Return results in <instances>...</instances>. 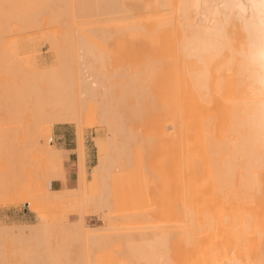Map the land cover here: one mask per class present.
I'll list each match as a JSON object with an SVG mask.
<instances>
[{"label": "bare ground", "instance_id": "1", "mask_svg": "<svg viewBox=\"0 0 264 264\" xmlns=\"http://www.w3.org/2000/svg\"><path fill=\"white\" fill-rule=\"evenodd\" d=\"M5 3L7 8L3 24L7 33L13 32L15 28L24 30L43 24L54 26L56 32L52 34V38L54 46L59 51V67L56 71L40 72V75H38L35 64H31V71H27L37 75H34L31 79L24 72V69L17 65L18 63L16 67H19L21 71L18 69V72H13L14 70L12 71L9 67V71L7 70L9 74H12V72L14 74H19V72L20 74H26L21 77L26 76L27 80L30 78L33 80V84L34 79H37L35 81L37 85L32 87V92H30L31 87L29 86L30 83L31 86L33 84L30 80L26 81L30 82L29 84L25 82L26 79L21 80L22 82L19 86L17 82L12 85V80L9 79L11 81L7 83L8 86L6 85L4 89L3 101L6 99L5 102H10H7L10 105H7L8 107L17 106L19 101L26 103V101L21 100V96H15L13 92L15 90L29 97L33 95L35 99L34 102L32 101L34 103L32 109L35 111L36 120L38 117V125L36 129L34 127L31 144L37 151L45 155L44 159L45 157L46 160L49 158L51 161L52 159H60L59 165H55V160L53 161L54 164L52 163L54 165L52 168L55 169L57 175L60 174L58 178L54 179V176H57L54 173V169L50 170L47 168L50 176L51 172L55 175L52 174L51 178L48 174L46 175L47 169L45 168L46 170L42 172L43 176H39L40 181L36 186L32 184V187L28 183L27 188L25 185L23 186L25 188L24 191L34 200L36 206L43 204L60 205L63 202V196L66 194L63 193V188L60 190L59 187H52L53 179L57 181L62 178V173L59 170L64 166V163H61V161H64L63 150L54 145H47L44 139H49L50 142L55 123L76 122V124H79L81 114L78 106H80L81 100L79 103L77 102L79 100L78 96L76 98L77 92L75 93V91L80 90L79 94L81 96L79 97H82V101L83 99L84 101L86 100L85 97L99 101L100 106L98 107H100L101 119L108 125V131H110L111 135H115L119 139L127 137V141L129 140L128 137L133 138L134 136L136 139L140 135L142 140L140 139V141H137L139 143H134V145L145 142L143 138H147L150 144L154 141L157 145V139L159 137H161L159 139H162L163 137L162 140H165L164 142L168 145L166 146L168 149L170 145L177 147L172 150V146H170L172 153H170L171 155L168 154L172 158L175 153H178L175 154L177 156V159L175 156V160L177 161L172 160L176 167L173 165L168 166L170 164L168 161L171 160L168 155H166V158L164 156V159L162 155L159 160L160 162L165 161L163 167L168 169L167 172L166 170L164 171L165 176L163 178L169 174L166 177V184H164H171V188L177 189V195L175 191H169L168 189L167 192H171L170 194H173V197L165 199L167 202L177 196L178 202L171 200L172 202L175 201L176 205H173L175 202L171 203L169 201L165 207L168 208L169 206L170 209H173V206L174 208L176 207V209L171 210L177 211V215L175 212H172V215L178 217V223L174 221L179 228L176 226L177 228L172 230L170 226L172 234L169 229L165 228L167 229L165 231H169V233L163 230L166 234H162L164 232L160 233L162 237L164 236L159 239L160 241L157 239L160 235L152 232L153 229L150 230L151 232L145 231L146 229L143 231V227L138 233L131 228L133 232L130 233L127 231L116 234L112 231L103 233L105 232L104 229L112 230V228L116 227L90 228L85 222V217L80 213L79 219L69 221L71 222L69 224H72L70 225L72 227L70 228L71 230L69 226L65 227L69 229V232L64 233L65 228L62 230L65 224H62L60 232L63 231L64 234H62L63 236L66 235L64 236L65 238L73 235V239L75 237L74 241H78L77 238L79 236L80 239L86 237L85 239L90 242L87 245L91 246V248L88 247L84 251L79 248L78 251L74 252L73 247V249L70 248L71 251L65 249L67 245L69 246L66 242L64 245L60 243V251L57 253V251L53 252L55 250L51 247L53 244L49 245L50 223L42 222L43 224L41 223V225L38 223L39 226L29 224L31 227L28 224L24 226L0 225V264L9 263L5 253L4 237L8 234L11 235L14 229L17 232H22L26 228L28 231L30 230V233L27 232L30 235L22 233L32 238L29 239L27 237L30 241L34 239L35 241L33 242L36 245L38 244L37 247L42 248V253L38 252V254H35L36 251L35 253H32L33 251L26 254L21 253L24 258L18 256L20 261L18 260L16 264H58L60 261L66 262V264H91L92 258L95 257L96 260L94 259V261L99 262V264H264V87H261L257 82L255 70L247 58L252 39L251 25L254 23L251 5L258 3V0H5ZM241 4L248 7L246 12L238 11V6ZM104 23H113L116 29L107 31V28L103 26ZM99 26L105 29H101ZM10 28L11 30L14 28V30L10 31ZM114 34L121 39L129 38L134 42V56H139L145 49L142 44L147 43L146 47L151 49L152 57L147 58L142 63H138L127 74L119 71L117 67L115 73L117 80L111 81V84L107 85L108 88L101 86L103 90H100L99 88L101 87L99 85L101 83L99 81L101 80L100 82L105 84L107 80L104 81L105 77H101L97 70L94 71L93 68L95 67L96 69L97 65H91L92 68L90 63L93 61L102 65L105 57L98 51L96 42L108 40ZM8 56H10V53ZM12 56L15 55L12 54ZM8 58L12 59L7 60V65H12L13 69H15L16 67L13 65L17 62L15 61L16 57ZM13 60L15 63H13ZM102 78L104 79L103 81ZM75 80H77L76 86L78 84L79 90L75 89L77 88L74 86ZM25 85H29V89ZM18 86L19 88L16 89L15 87ZM21 87L23 91H21ZM27 89L31 95L28 92L27 94L25 93ZM12 97L15 99L16 97L19 98L16 99L17 104L14 101L15 99L13 100L14 102L9 100ZM33 97L31 98L32 100ZM11 109L16 110V107ZM14 110L13 112H15ZM6 139L9 142L10 136L7 135ZM130 140L128 148L132 144V140ZM6 141L3 142L6 143L5 146H7ZM166 141H169V143L174 142L176 145H173V143L169 145ZM78 142L80 143H78L80 150L76 146L78 148L77 151L79 150V154L77 153L76 155L79 156L80 160L77 163L79 168L74 174L76 187L74 189L83 188L85 181L83 167L84 143L81 139ZM118 144L116 147V144L114 145V149L117 152H126L127 144L123 141ZM150 144L149 146L152 145ZM165 144L163 145L165 146ZM134 145L132 144V147H135ZM145 147L144 151H142L143 154H146L144 153ZM128 150L132 152V149ZM141 150H143L141 147L137 150L140 156L142 154ZM173 151L178 152L173 154ZM41 154L39 155L43 158ZM143 154L141 157L144 156ZM147 154L150 155V153ZM120 155L122 153L118 156L120 157ZM143 158L140 159L136 169H139V173L138 171L136 172L137 181L133 180L134 185L137 182L139 184L140 179L138 178L141 175H138L140 173L143 174L140 170L144 169V166H147L144 173L147 174L148 179V176L154 171L151 168L149 169V165ZM161 158L163 159L162 161ZM113 159L108 160L106 154L100 158L98 168L95 171V179L101 184L106 180L112 165L117 160V158ZM142 160L145 162L144 166ZM166 163L167 166L165 165ZM61 164L63 165L59 169L57 166ZM140 165L142 168H139ZM163 167H161L162 172ZM168 167H171V169ZM172 168L176 169V171L175 169L173 170L174 174H172ZM153 174L157 175V171ZM44 176L46 180L47 177L50 180L46 181L43 178ZM133 176L135 175L133 174ZM168 177L172 180L174 178L172 183L169 181L170 184H167ZM8 179L9 177L6 180L4 179L5 182L14 183L13 180L9 179L11 181H8ZM175 179H177V183H175ZM155 182L151 183L156 186ZM45 183L47 186L49 185L50 189L45 187L49 190L44 188ZM149 183L146 186L152 188L153 186L151 183L149 185ZM1 184L3 185L0 186V198L7 199L8 197V199H14L19 196V192L13 190L12 185L6 186L7 184L3 182ZM138 184L135 185V191L139 188ZM172 184H176L177 187ZM15 186L16 184L14 183L13 187ZM102 187L104 191V185ZM165 187L168 188V186ZM153 190L155 191V189ZM105 193H102L103 197L101 200H99L101 195L99 197L97 195L95 200L98 199L95 202L93 199L91 201L98 206L108 205L110 203L107 200L109 194H106L108 197H105ZM147 193L149 192L147 191ZM155 193L157 194V191ZM168 195L165 197H168ZM20 196H22V193ZM140 196L139 198L143 201ZM22 197H24V192ZM134 199L132 202L133 206L134 203H137L136 200L138 201V199H135V201ZM97 202L101 204H97ZM141 203H144V201ZM80 205L82 204L80 203ZM115 205H113V208L116 207L117 209ZM138 206L140 207L141 205ZM106 207L111 208L112 205L103 208ZM135 207L137 208L136 204ZM159 207L157 206L156 208ZM62 208L65 209L64 207ZM149 210L147 209V211ZM168 210H165V212L170 220L172 215L168 214L170 213ZM158 212L161 213V210L156 213ZM129 213H133L132 210ZM138 213L140 214L141 212ZM122 214L126 213L123 212ZM145 216L147 217V214ZM153 216H156V214ZM114 217L112 218L114 219ZM132 217L134 218V216ZM140 217L142 218L143 216H139L138 219L136 216L134 219L137 222L138 220H143L139 219ZM122 219L123 217H121ZM134 219L128 221L135 223L136 220ZM147 219H150V215H148ZM115 220L117 219L115 218ZM55 223L59 224L51 222L52 226L56 225ZM169 224L172 225V223ZM173 224L175 226V223ZM59 225L57 226L60 228ZM143 225L146 226L145 223H142L141 226ZM54 227V229L52 228L53 230L57 229L56 226ZM174 229L177 230L175 231ZM16 233L13 234L15 235ZM154 234H156V237H154ZM19 236L21 235L19 234ZM16 237L17 240L20 238ZM72 237L71 240L73 241ZM115 237L117 240L114 239ZM150 238H152L151 242H148ZM111 239L119 242L120 246L116 247L118 248L116 249L117 251L115 246L113 247L114 250H112L113 248L111 250L108 249L109 246L107 244L114 242ZM138 239H147V242H143L147 246H142L143 243H138ZM153 239H157L158 242H154ZM169 239H173L172 243H170L171 240L169 241ZM2 240L4 241L3 243ZM27 241L25 240V244ZM73 244L75 243L72 242ZM170 244L173 245L171 246ZM19 245L23 247L22 245L24 244ZM157 245L161 246V248ZM104 246H107L108 252ZM33 247L30 248L32 249ZM103 248L106 253H102L104 251L100 252ZM38 250L40 249L38 248ZM113 251H115L114 254L111 253ZM71 252L74 255L76 254V256L74 257ZM18 253H20L19 249ZM15 256L16 254H14V258ZM5 257L7 263L5 262Z\"/></svg>", "mask_w": 264, "mask_h": 264}, {"label": "rangeland", "instance_id": "2", "mask_svg": "<svg viewBox=\"0 0 264 264\" xmlns=\"http://www.w3.org/2000/svg\"><path fill=\"white\" fill-rule=\"evenodd\" d=\"M70 7H71V5H70ZM6 8H7V5L5 3V0H0V180H1L0 182L1 183L2 182L6 183L7 184L6 186H9L10 183L9 182L8 183L5 182L7 177H9V179L13 180L14 183L16 184L17 187L16 186L13 187L14 183L13 184L11 183L10 185H12L13 190H16L17 192H19V196L14 198L16 201L14 199H8V197H7L8 200L4 199V198H0V225H5L6 224L8 226H10V225H20V226L23 225L24 226V225L28 224V226H29V224H31L32 226H34V225L39 226L38 223H40V225H41L42 222L43 223L46 222V224L50 223L49 225L51 227V231H53V232L50 231V234H49V238L51 239V240L49 239V241H50L49 245L51 246L53 244L51 246V247H53V249H55L53 252L57 251V253H58V251H60V247H59L60 243H61V245H64L66 242H67L66 244H69L70 247L67 245V247L65 249H67V250L69 249L70 250V248L71 249L74 248V250H73L74 252L78 251L79 248H80V250L83 249V251L88 249V247L91 248V246L87 245V244H90V242L87 241V239H85L86 237L80 239V236L77 235V236H79V238H77L78 241H74L75 237L73 239V237H72L73 235H69L67 237V238L70 239V241H69V239L65 240V239H67V238L64 237L66 235L63 236L64 233L69 232L68 230L70 228H72V227H70V225H72V224H69V223H71L69 221L77 220V219L80 218L81 215H83L85 217V222L88 224V227H90V228H92V227H100V228L104 227L105 228V227H109V226L118 228V229L112 228V230L111 229L110 230L107 229L108 231L106 229H104L105 232L102 231L103 233H106V232H109V231L110 232L112 231L114 234H116L118 232H122V231L124 233H125V231L130 233V232H133L135 230L138 233L139 231H141L140 229H142V227H143V231H144V229H146L145 231L151 232L150 230L153 229L152 232L156 233L157 235H160V233L164 232L167 229H169V231L171 232V230H170L171 227H172V230H173V228H177V227L179 228V226L176 224V222L178 221L177 220L178 217L175 216V215H174L175 216L174 217L172 215L174 212L175 213L177 212V211H172V210L176 209V207L174 208V206H173V209L171 208L172 210L170 209L169 206H168V208L165 207V206H167V203L169 201L175 200V201L178 202V200L176 199L177 198V196H176V197L171 198V200L166 202L165 198L170 199V197H173L172 196L173 194L172 195L170 194L171 192L170 193L167 192L168 189H169V191H172V190L175 191L176 195H177V189L174 190L170 186L171 185L170 183L173 182L174 178L172 180V179H170L168 177L170 180L167 179V184H170V185H165L166 184L165 183L166 177L169 176V174L168 175L166 174L167 176L165 178H163L165 176V174H164L165 172L164 171L166 170V172H167L168 169H166L167 167H163L165 161H162L164 159V156L166 158V155L172 153V150H175L177 148L175 146L170 145L171 143H173V145L175 143L174 142L169 143V141L168 142L166 141V143H169V145L172 146V150H171L170 146H169V149L166 147L168 145L165 144V142H164L165 140L164 141L162 140L163 137H162V139H159L161 137H159L157 139V145H156V142H154V141H152V143H151L152 145H151L150 142L147 141V138L146 139L143 138L145 140V142L143 141L144 144H142L143 142H141L140 144L134 145V143L135 144L139 143L137 141H140V139H141L140 135H138V137L137 136H135V137H137L139 139H137V138L135 139L134 136H133V138L132 137H128L129 140H130V138H131L132 141L135 140L134 142H132L131 140L130 141L136 147V148L132 147V144H130V148H128L129 147L128 146L129 145V140L127 141V139H126L127 137L125 139H124V137H122L124 139L123 140V139H119L117 136L111 135L109 133L110 131H108V128H109L108 125L106 124L105 121H102V119H101L102 117H101V114H100V109H99L100 107H98V106H100L99 101L97 102V99L95 100L93 98L87 99L86 97H85L86 100L84 101V99H83V101H82V97H79L81 95L79 94L80 90L78 88L79 87L78 84L76 86V81L77 80H75L74 86L77 87V88H75L76 90H79V91H75V93L77 92L76 93V98L78 96V100H79L77 102L79 103L80 100H81V102L79 103L80 106H78L79 104L77 106L80 109L79 110L80 114H81L80 116L82 117V118L80 117L81 120H79V124L78 123L76 124V122H74V123H55V125L53 126V129H52V133H51L52 139L50 140V142H49V139L48 140L44 139V142L47 145H54L55 147L61 148L60 147L61 145L58 143V140H57L58 134L59 133L60 134L69 133L75 140L74 141L75 147L78 146V148H79V144L80 143L78 141H80V139H81V141L84 143V148H83V167H84L85 181L83 183V188L81 187L79 189V187H78V189H74V188H76L75 187V181H74L75 179H74V177H70L71 176L70 174H72V171L67 169L66 163L64 164L63 167H62L63 164H61L60 166H57V167H59V169H60V167H62V169L59 170L62 173V176H61L62 178L60 180L58 179L57 181L54 180L55 178H58L60 176V174H58L59 175L58 176L57 173L55 172V169L52 168V167H54V165H53L54 163H56L55 165H59L60 159L59 160L58 159H54L55 161L53 159L51 161V160H49V158H48V160H46V157L44 159L45 155H43L39 151H37L36 148H34V146H32V144H31V142L33 141V137L32 136L34 135V131L33 130H35L36 126L38 125V117H37V120H36V117H35L36 115L34 113L35 111L32 109V106L34 105L33 102H34L35 98L30 93V92L33 91L32 87H35L37 85L35 83V81H37V79H34L35 80L34 84L32 82L33 80H31V79H32V77L34 75L35 76H37V75L35 73H31L30 69L32 67L31 64H35V66L37 68V71H38V73H37L38 75H40L39 74L40 72L56 71L58 69V67H59V51L54 46V40L52 38V34H54L56 32V30H55L54 26L43 24V25H39V26L34 27V28L33 27L32 28L31 27L30 28L26 27L27 29H24V30L23 29L22 30H18L16 28L14 30V28H13L12 29V30H14L13 32H8L7 33L6 30H5L4 24H3V21L5 19V15L4 14H5ZM99 17H101V16H99ZM95 18H97V17H95ZM104 24H103V26L105 28H107V31L108 30L112 31V30L116 29L115 26L113 25V23H107V24H105L106 26ZM99 27H101V29L104 28V27L102 28V26H99ZM9 30L12 31L11 28ZM76 33H77V31H76ZM8 41H9V43H8ZM96 43H97L96 47H97L98 51L104 55L103 57H105L104 58L105 61H103V63L101 62L102 65H99L98 64L99 62L94 63L92 61L91 63H93V64L90 63V66L91 65L92 66H94V65L96 66L97 65L96 69H95V67L94 68L92 66L91 67L94 69V71L97 70L98 72L97 71L96 72L99 73L101 77L102 76L105 77V80L103 79L104 78L103 77L102 81L103 80L104 81L107 80L106 81L107 83L105 82V84H104V82H100L101 81L100 80L99 83H101V84L99 85V87L104 86L103 88H108V86L111 84V81L117 80V77L115 76V73L117 71L116 70L117 67H118L119 71H121L124 74H127V73L130 72V69L131 68H135V66L138 63H142V62L146 61L147 58L152 57L151 49H149V47H146L148 45L147 43L142 44L145 47V49L140 53V55L139 56H134L133 55L134 54L133 53L134 42H132L129 38L128 39H121L116 34L111 36L110 39H108V40H101L100 42H96ZM11 44H13V45L11 46ZM8 46H9V48H8ZM8 49H10V50H8ZM7 50L10 51L9 52L10 56H8V57H16L15 61H17V62L15 63L14 60H13V63H15L13 66L16 67L17 65H20V67H22V69H24V72H26V74L31 78L30 79L27 76L28 80H30V82H32L33 86H31V83L29 82L30 86L29 85L28 86L31 87V91L29 90L30 92H28L29 88H28V86L25 85L26 88H28L25 93L26 94H27V92H28V94L30 93V95L33 97V100L31 99L32 98L31 96L29 97L27 95L29 97L28 98L25 94L23 95V93L18 92V91L15 90V88L16 89L19 88V86H20V84L22 82L21 80H23V79L25 80L26 79L25 78L26 76H24L23 78L21 76L26 75V74H23V73L20 74V72H19V74H17V73L14 74L13 73V72H18L19 67H16L17 68V70H16V68L13 69L12 65H9V64L7 65V60L8 59H12V58H8L7 57V55H9ZM12 54L15 55V56H12ZM9 63L12 64L11 62H9ZM8 67L10 69H12V71L14 70L12 72L13 75L7 73ZM19 70L21 71V69H19ZM27 70H30V71L28 72ZM10 72H11V70H10ZM30 73L33 74V75H31ZM101 77H99V78H101ZM106 77H107V79H106ZM18 78H20V79H18ZM37 78L39 79V77H37ZM9 79L12 80V82H11L12 85L16 84L15 82H17L19 84L18 87L13 88L16 91V92L13 91L15 93V96H18V97L21 96L22 97L21 100H24L27 103L26 104L23 101H19V103L21 102V104L19 105V103L16 100V99H19L18 97H16V99L13 98V97L11 99L9 98L10 101L12 100V102L15 101L16 104L18 103L17 106H15V103H14V106L16 107V110H14V109L13 110L15 112H13L12 109H11L12 111L10 110V108H15V107H13V106L12 107H8V106H10L9 105L10 102L9 101L5 102V100H6L5 98L6 97L4 98L5 100L3 101L4 89H5L6 85H7V83L9 81H11ZM76 79H78V78H76ZM28 80L26 79L25 82L28 81ZM38 82H39V80H38ZM26 83L29 84L28 82H26ZM12 87H14V86H12ZM99 89L103 90L102 87L99 88ZM100 90H98V91H100ZM21 91H23L22 87H21ZM17 92H18V95H17ZM23 96H25V98H23ZM7 102H9V103H7ZM12 102H11V104H12ZM10 111H11V113H10ZM34 127H35V129H34ZM7 135L10 136L9 142L6 141L7 140L6 139ZM142 135H144V134L142 133ZM79 137H81V138H79ZM4 141L7 142V146H5L6 143H3ZM122 141L125 144H127L126 145L127 147H126V150H125L127 152V154H125L126 152H124V153L123 152H117V150L114 149V145L116 144L115 145V147H116L117 144L120 143V142L122 143ZM8 144H10V145L8 146ZM149 144L151 146H149ZM163 144H165V146ZM142 145H143V147H142ZM147 145H148V147H147ZM140 147L143 149V150H141V152L144 151V147H145V152L144 153H146V154H143V152H142V154L144 155L143 157H145V158L141 157L142 154L140 156L139 151H137L138 148H140ZM150 147H151V149H150ZM173 147H175V148L173 149ZM78 148L76 147L75 158L73 160V166H74L73 168H75V171H77V168H79L77 163H78V160H80V159H79V156L76 155L78 153V151L80 150V148H79V150L77 151ZM127 148L128 149H132V152H131V150H128ZM135 149H137V150L135 151ZM160 149H162V150H160ZM168 150H169V152H168ZM175 152H178V151H173V154ZM121 153H122V155H120V157H121V159H120V157L118 155L121 154ZM147 153H150V155L147 154ZM151 153L154 154V155L152 156ZM39 154L43 155V158ZM105 154L108 156V160L113 159V158H117L118 161L117 160H115L116 162L114 161L115 164L112 165L111 170L108 173L106 180L103 181L102 184L105 187V190L103 191L102 190L103 189V187H102L103 185L99 181H97L95 179V175H96L95 171L98 168V164L100 162L101 156H103ZM123 154H125V155H123ZM175 154H178V153H175ZM175 154H174V156H172V158L170 156L171 154L168 155V156H170V159H171L170 161H168V162H170V164L168 166H171V165L175 166L176 165L172 161V160H175V156H176ZM126 155H129V156L126 157ZM162 155H163V157H162L163 159L161 158L162 162H160L159 159H160V157ZM77 157H78V159H77ZM173 157H174V159H173ZM139 158L140 159L143 158V160H146L147 165H149L148 166L149 169L151 168V170L152 171L154 170V171L148 176L149 177V179H148L147 178V174L144 173L145 167H147V166H144L145 162L142 160V162H144L143 163L144 169L141 167V165L139 166V168H142L140 171L143 172V174L140 173L138 175V176L141 175L140 178H138V179H140V182H139V184L137 182L135 185L138 184L139 188H137L138 190L135 191L136 187H135V185L133 183L134 182L133 180L135 179V182L137 181L136 180L137 179L136 178V174H137L136 172L138 171V173H139V169L138 170H136V169H137L139 161H140ZM125 159H126L127 163L125 162ZM130 159H131V161H130ZM137 159H139V160H137ZM176 159H177V156H176ZM168 160H169V158H168ZM53 161H54V163H53ZM171 161L173 162V164H172ZM176 161L177 160H175V162ZM64 162H65V160L63 162L61 161V163H64ZM133 163H135V164H133ZM124 164H126V165H124ZM165 165L167 166V163ZM161 167H163V172L161 170ZM45 168L46 169L48 168L50 170L54 169V173H56V175H57V176H54V179L52 180L53 181L52 187H59L60 190L63 188V193L67 194V195L65 194V196H63V199H62L63 202H61L60 205L57 204L58 206L57 205H46V204L45 205L43 204L41 206H38V205L36 206V204L34 203V200L24 191L25 188L23 186L25 185V187L27 188V184L28 183H30L31 186H32V184L36 186V184L40 181L39 176H43L42 172L46 170ZM48 169L46 171L47 173L46 172L45 173H46V175L48 174L50 176V172H48ZM56 169L58 170V168H56ZM149 169H147V170H149ZM169 169H171V167ZM174 169L175 168H172V172H173L172 174L175 173L173 171ZM132 170H134V171H132ZM59 171H57V172L60 173ZM156 171H157V175L158 176L156 174H153ZM175 171H176V169H175ZM145 172H147V171H145ZM149 172H151V171L149 170ZM51 173L53 174V172H51ZM52 174H51V176H52ZM133 174L135 176H133ZM53 175H55V174H53ZM51 176H50V178H51ZM170 177H172V176H170ZM43 178H45V180H46L45 176ZM50 178L47 177V180L48 179L50 180ZM152 178L155 179V180H153ZM9 179H8V181H11ZM163 179H165V180H163ZM146 180H149V181H146ZM58 181H59V183H58ZM153 181L154 182L156 181L155 182L156 186H155V184H152ZM169 181H170V183H169ZM175 181H176L175 183H177V179H175ZM130 182H131L132 185L130 184ZM149 182L150 183L152 182L151 185L153 187L154 186L155 187L153 188L151 186L152 188H150V186L149 187L146 186V184L149 183ZM1 183H0V186L3 185ZM150 183H149V185H150ZM172 185H176V184H172ZM48 186L45 183L44 188L48 187ZM65 186H66V188H65ZM165 186H168V188H166ZM176 187H177V185H176ZM14 188H16V189H14ZM48 188H45V189H48ZM149 188L152 189V190H150ZM160 188H161L162 191L160 190ZM153 189H155V191ZM140 190H142V191H140ZM105 191H106V193H105ZM129 191L130 192L133 191V192L130 194ZM147 191L149 193H147ZM156 191H157V194L155 193ZM20 192L22 193V196H23V192H24V197L20 196L21 195ZM101 192L103 194L105 193V197H108L107 195L109 194V197L107 198V200H109L110 203L108 201L109 204L105 205V206H111L112 205L111 208H109V207L103 208L105 206L99 205L100 208H101L100 209L99 206L96 205V203H94L98 199L97 198L95 200L97 195H98L97 197H99L101 195V198H99V200L102 199L103 194ZM158 192H160V194H158ZM175 192H172V193H175ZM141 193L144 194V196H142ZM168 193L171 196H169ZM146 194H148V195H146ZM131 195H132V197H131ZM137 195H139V196L141 195L140 197L143 198V201H144L145 204L141 203L143 201ZM160 195H162V196H160ZM164 195L165 196L168 195V197H165ZM150 196H153V197H150ZM135 197H137V198H135ZM129 198H130V202H129ZM131 198H132V200H131ZM134 198L135 199L139 198L140 200L138 199L139 202L136 200L137 203H134V206H133L132 202H133ZM91 199H93L94 202H92ZM123 199H124V201H123ZM135 199H134V201H135ZM150 199H151V201H150ZM99 200H98V202H100ZM111 200H112V202H111ZM119 200H122V201H119ZM156 200H160V201H156ZM116 201H118V202H116ZM148 201H150V202H148ZM175 201H173V202L171 201V203H174ZM98 202H97V204H101V203H98ZM119 202H120V204H119ZM80 203L82 205H80ZM115 203H116V205H115ZM161 203H162V205H161ZM135 204H136L137 208L135 207ZM137 204L141 205L142 207L141 206L139 207ZM113 205L117 206V209H116L115 206H114L115 208H113ZM156 205L158 207L159 206L160 207L156 208L157 207ZM173 205H176V202ZM79 206H80V208H79ZM149 206H150V208H149ZM154 206H156V207H154ZM62 207H64L65 209H63ZM161 207H163V208H161ZM135 208H136V210H135ZM146 208L148 210L149 209L150 210L147 211ZM142 209H143V211H142ZM154 209H155V211H154ZM164 209L165 210L169 209L168 211L170 213H168V214L170 216L172 215L170 217V220L168 219L169 216L167 215V213L165 212ZM131 210H132L133 213H129V212H131ZM160 210H161V213L160 212L156 213L157 211H160ZM162 210H164V212L166 214L164 212H162ZM79 211H81V212H79ZM146 211H147V213H146ZM82 212H83V214H82ZM123 212L126 213V214H122ZM135 212H137V213H135ZM138 212H141V213L139 214ZM80 213H81V215L79 216ZM144 213L147 214V217H148V215H150V219H147V217L145 216ZM138 214H139V216H143L142 218L140 217L139 219H143V220L146 219L147 221L144 220V222H143V220H140L141 221L140 222L138 220V222H137V220L134 219V218L137 216V219H138V217H139ZM155 214H156V216H153ZM128 215H130V216H128ZM176 215H177V213H176ZM110 216H111V218H110ZM119 216H120V219H119ZM132 216H134V218ZM167 216H168V218H167ZM112 217H114V219ZM121 217H123L122 220H121ZM130 217H132V218H130ZM153 217H154V221H153ZM155 217L157 218V220H156ZM115 218L117 220H115ZM133 219L136 220L135 223L134 222L130 223ZM67 220H68V224H67ZM128 220H131V221H128ZM53 221L57 222V223H59L61 225L55 223L56 225L52 226L51 222L54 224ZM111 221H112V223H111ZM142 223L143 224L145 223L147 227L145 225L141 226ZM169 223H172V225H170ZM173 223H175V226H174ZM62 224H65L64 227H62V230H63V228L69 226V229L65 228V230H64L65 232L64 233H63V231L60 232ZM115 224H116V226H115ZM57 225H59L60 228ZM54 226H56L57 229L59 228L58 231H57V229L53 230L55 228ZM130 226H132L133 228L130 227ZM29 227H31V226H29ZM165 228H167V229H165ZM155 230H156V232H155ZM159 230L160 231L162 230V231L160 232ZM174 230L176 231L177 229H174ZM18 231H21V230H18ZM29 231L26 228L25 231L23 230L22 232H24L25 234H29L30 233ZM169 231H165V232L169 233ZM16 232H17V230L14 229L13 233H16ZM22 232H17L15 234L16 236H18V238L19 237L21 238V239L19 238L18 240H17V237L13 233H11V235L14 236V237H12L10 234H8L7 236L4 237L5 238L4 239V241H5L4 244H5V251L6 252L4 250L3 251L6 253V256L8 257V262L10 264L11 263L12 264L13 263L16 264L18 262V260L20 261L18 256H22L21 253L22 254L31 253V251H33L32 253H35V251H36L35 254H38V252L42 253V251H41L42 248L37 247L38 244L36 245V243L33 242L35 240L33 239V241L32 240L30 241L29 239H32V238H30L28 235L25 236V234L22 233ZM27 232H29V233H27ZM165 232L162 233V234H166ZM21 233L24 234L25 237L22 236ZM134 233H136V232H134ZM19 234L21 236H19ZM156 234H154V237H156L155 236ZM171 234H172V232H171ZM27 237H29V239H27ZM71 237H72L73 241L71 240ZM161 237L162 236L160 235V237H158L157 239L159 240ZM114 239H116V237ZM114 239H111V241H114L113 243L109 242L107 244L109 246L108 249H110V250L114 246H115V250L118 249V248H116L117 246L118 247L120 246L119 242L116 241L117 239L116 240H114ZM151 239L152 238H150V241H148L147 239L146 240L148 242H151ZM157 239L156 240L153 239L154 242H156V241L158 242ZM22 240H23V242H22ZM25 240L26 241L28 240L27 241L28 243L26 242V244H25ZM82 240L83 241L86 240L85 241L86 244H85V242L83 243ZM138 240L141 241V242L137 241L138 243H143V242L146 241L145 239L144 240L143 239H141V240L138 239ZM4 241L2 240V243ZM169 241H170V243H172L173 239H169ZM30 242H33V243H30ZM72 242L75 243V244H73L74 246L72 245ZM22 243L24 244V245H22L23 247H21L19 245V244H22ZM29 243L32 244V245H30ZM143 245L147 246V244H145V243H143L142 246ZM170 245L172 246L173 244H170ZM16 246H18V247H16ZM33 246H35L37 248H34ZM157 246H159V245H157ZM20 247H21V251H20ZM27 247H28V249H27ZM30 247H33V248L31 249ZM106 247H105V249H106ZM22 248L24 249L23 251H25V253H23ZM25 248L28 251H26ZM38 248L40 250H38ZM159 248H161V246H159ZM18 249H19L20 253H18ZM108 249H106V251ZM112 250H114V248ZM102 251H104V248L101 249L100 252H102ZM106 251H104L102 253H106ZM4 252H3V254L5 255ZM8 252H10V253H8ZM14 252H16V253H14ZM111 253L114 254L115 251H113ZM12 254H13V256H11ZM14 254H16L15 258H14ZM18 254H20V255H18ZM4 255H3V257H4ZM75 256H76V254L74 255V257ZM22 257L24 258V256H22ZM4 259H5V262L7 263L6 257ZM10 259H12V260L14 259V260L12 261ZM94 259L96 260V257L92 258L93 261H92L91 264H99V262L94 261ZM9 263H7V264H9ZM58 264H66V262L60 261Z\"/></svg>", "mask_w": 264, "mask_h": 264}, {"label": "clouds", "instance_id": "3", "mask_svg": "<svg viewBox=\"0 0 264 264\" xmlns=\"http://www.w3.org/2000/svg\"><path fill=\"white\" fill-rule=\"evenodd\" d=\"M254 23L251 25L252 39L250 42L247 58L255 70L257 82L264 87V0L251 5ZM246 5H239L238 11L246 12Z\"/></svg>", "mask_w": 264, "mask_h": 264}, {"label": "crops", "instance_id": "4", "mask_svg": "<svg viewBox=\"0 0 264 264\" xmlns=\"http://www.w3.org/2000/svg\"><path fill=\"white\" fill-rule=\"evenodd\" d=\"M59 132V131H58ZM58 143L61 145V149L63 150V157H64V164L66 163L67 169L72 171V174H70V177H75V169L73 168V160L75 158V144H74V138L69 134H58L57 137ZM71 159V160H70ZM72 165V166H71Z\"/></svg>", "mask_w": 264, "mask_h": 264}]
</instances>
